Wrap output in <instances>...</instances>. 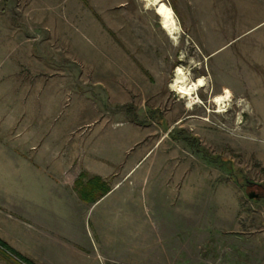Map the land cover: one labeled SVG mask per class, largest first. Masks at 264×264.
<instances>
[{
    "label": "rangeland",
    "instance_id": "1",
    "mask_svg": "<svg viewBox=\"0 0 264 264\" xmlns=\"http://www.w3.org/2000/svg\"><path fill=\"white\" fill-rule=\"evenodd\" d=\"M159 1L177 39L146 0H0V189L56 183L105 264L131 223L137 264H264V202L231 166L264 184V0Z\"/></svg>",
    "mask_w": 264,
    "mask_h": 264
},
{
    "label": "crops",
    "instance_id": "2",
    "mask_svg": "<svg viewBox=\"0 0 264 264\" xmlns=\"http://www.w3.org/2000/svg\"><path fill=\"white\" fill-rule=\"evenodd\" d=\"M122 186L123 184L115 183L111 191L120 190ZM1 188L0 224L14 230L17 233V240L11 235L8 236L5 231L6 227L4 228L2 225H0V240L31 264H105L104 262L110 260L109 254H107L106 236L100 224L96 225L94 231L89 226L86 235L77 229L75 223L79 217V211L58 201L57 192H54L57 190L56 183L47 182L35 186L32 182L23 183L20 186V191L19 188H16V191L13 192L17 195L16 199H11L9 190L3 189L4 187ZM72 188L74 190L73 185ZM132 191L133 188L131 193ZM130 202L132 218L129 220L133 222V200ZM94 206L95 204L91 205L88 210L91 211ZM202 206H200L199 211ZM9 209H15L19 220L12 219ZM189 218L184 217V220L187 221ZM193 220L202 221L201 215L196 213ZM233 220L234 218L231 217V221ZM96 221L100 222V218H97ZM136 230L134 231L131 223V247L123 248V264L128 262L137 264L139 260L142 263L144 253L149 256V247L139 250L138 231L136 232ZM211 239L213 238H206L212 243ZM0 264L13 263L0 255ZM165 264H171V260L168 259Z\"/></svg>",
    "mask_w": 264,
    "mask_h": 264
},
{
    "label": "bare ground",
    "instance_id": "3",
    "mask_svg": "<svg viewBox=\"0 0 264 264\" xmlns=\"http://www.w3.org/2000/svg\"><path fill=\"white\" fill-rule=\"evenodd\" d=\"M146 1H147L146 4L148 7H150V6L157 7L159 10H161V12H163L165 14V18L163 21V29L167 32V34L169 36H171V38L174 37V39H175L176 35H178L180 32V28H179L177 21L172 17L169 8L165 5H163L161 3V1H159V0H146ZM179 69L177 70V74L175 75L176 80L170 84V87L174 91L178 90L180 87H184V89H183L184 95L183 96L186 97L189 95L188 88L191 86V82H190V79L187 78L186 74H184V72L182 70H179ZM195 85H194V88H196ZM230 104H231V98L228 95H226L219 104V105H222L219 107V109H220L219 112L220 113L227 112V108Z\"/></svg>",
    "mask_w": 264,
    "mask_h": 264
},
{
    "label": "trees",
    "instance_id": "4",
    "mask_svg": "<svg viewBox=\"0 0 264 264\" xmlns=\"http://www.w3.org/2000/svg\"><path fill=\"white\" fill-rule=\"evenodd\" d=\"M172 9L174 10V12L176 11L175 8H174V6L172 7ZM231 166H232V170L234 172V176H235L236 182L241 187L244 186V184H243L242 181H244L245 184H246V186L247 187H250V188H254V187H258V186L264 187V184H258V183H254L253 181H250L248 178H246L244 175L241 174V171L240 170H237L233 165H231ZM87 186H90V185H87ZM0 245L2 247H4L6 250H8L10 253H12L13 255H15L16 257H18L21 260L25 261L27 264H31L30 262H28L26 259L22 258L19 254H17L14 250H12L6 243H4L1 240H0ZM0 255L4 256L7 259H11L7 254H4L1 250H0Z\"/></svg>",
    "mask_w": 264,
    "mask_h": 264
},
{
    "label": "built area",
    "instance_id": "5",
    "mask_svg": "<svg viewBox=\"0 0 264 264\" xmlns=\"http://www.w3.org/2000/svg\"><path fill=\"white\" fill-rule=\"evenodd\" d=\"M0 250L4 253V254H7L11 260H14L16 263H19V264H27L25 261L21 260L20 258L16 257L15 255H13L12 253H10L8 250H6L4 247H2L0 245ZM221 262V260H219ZM210 264H219L218 262L216 263H210Z\"/></svg>",
    "mask_w": 264,
    "mask_h": 264
},
{
    "label": "water",
    "instance_id": "6",
    "mask_svg": "<svg viewBox=\"0 0 264 264\" xmlns=\"http://www.w3.org/2000/svg\"><path fill=\"white\" fill-rule=\"evenodd\" d=\"M247 197L250 199V200H263L264 202V195H260L259 193H257L255 190L253 191H250L248 194H247Z\"/></svg>",
    "mask_w": 264,
    "mask_h": 264
},
{
    "label": "flooded vegetation",
    "instance_id": "7",
    "mask_svg": "<svg viewBox=\"0 0 264 264\" xmlns=\"http://www.w3.org/2000/svg\"><path fill=\"white\" fill-rule=\"evenodd\" d=\"M252 189H256L255 191L257 193H259L260 195H264V187L258 186V187H254Z\"/></svg>",
    "mask_w": 264,
    "mask_h": 264
}]
</instances>
